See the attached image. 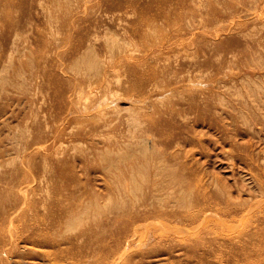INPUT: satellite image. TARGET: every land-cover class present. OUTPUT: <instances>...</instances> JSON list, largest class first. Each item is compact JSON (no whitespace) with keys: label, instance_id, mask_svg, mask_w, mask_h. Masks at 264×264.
Instances as JSON below:
<instances>
[{"label":"rangeland","instance_id":"1","mask_svg":"<svg viewBox=\"0 0 264 264\" xmlns=\"http://www.w3.org/2000/svg\"><path fill=\"white\" fill-rule=\"evenodd\" d=\"M0 264H264V0H0Z\"/></svg>","mask_w":264,"mask_h":264},{"label":"bare ground","instance_id":"2","mask_svg":"<svg viewBox=\"0 0 264 264\" xmlns=\"http://www.w3.org/2000/svg\"><path fill=\"white\" fill-rule=\"evenodd\" d=\"M78 219L76 218V221H77ZM73 222H74V220H73Z\"/></svg>","mask_w":264,"mask_h":264}]
</instances>
